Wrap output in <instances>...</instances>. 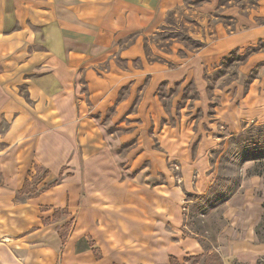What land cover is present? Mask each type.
I'll use <instances>...</instances> for the list:
<instances>
[{
  "label": "crops",
  "instance_id": "1",
  "mask_svg": "<svg viewBox=\"0 0 264 264\" xmlns=\"http://www.w3.org/2000/svg\"><path fill=\"white\" fill-rule=\"evenodd\" d=\"M182 1L0 0V239L11 241L19 235L13 240L32 244L11 248L0 242V264H167L171 255L204 251L197 238L184 235L179 196L173 200L172 190L163 189L161 198L140 205V197L126 201L123 183L116 182L119 192L94 199L91 193H81L82 175L85 180L88 170L77 164L74 153L71 175L16 200L29 181L34 192L42 188L40 180L33 183L37 163L58 172L59 149L54 143L58 139L48 132L43 135V129L47 123L71 122L78 108L86 106L75 94L83 84L79 77L85 78L92 93L105 97L117 93L126 81L136 78L139 83L140 72L132 63L142 54L141 35L155 32ZM227 40L235 43L233 36ZM123 60L126 66L119 64ZM151 68L162 72L164 80L174 73L164 61ZM161 80L153 74L148 89ZM43 114L51 115L50 120ZM181 137L179 143L184 144L191 135L186 131ZM44 141L49 142L46 153L40 150L46 149ZM168 143L169 139L167 147ZM208 147L201 144L197 152L201 159L192 162L185 147L173 150L184 158L187 187L192 189L187 179L197 170L196 190L203 193L215 178L206 171ZM155 167L167 169L163 156L156 155ZM224 215L228 223L218 244L225 263L256 262L264 255V243L255 232L257 220L247 218V193L233 195ZM5 219L12 236L5 230Z\"/></svg>",
  "mask_w": 264,
  "mask_h": 264
},
{
  "label": "rangeland",
  "instance_id": "2",
  "mask_svg": "<svg viewBox=\"0 0 264 264\" xmlns=\"http://www.w3.org/2000/svg\"><path fill=\"white\" fill-rule=\"evenodd\" d=\"M227 36H233L235 43ZM140 47L142 54L132 63L140 72L139 83L136 78L126 81L117 93L105 97L92 93L85 78L79 77L83 84L75 94L86 106L78 108L71 122L47 123L43 129V135L48 132L58 139L54 140L59 149L58 172L37 163L33 183L40 180L38 192L45 191L71 175L74 153L77 164L88 170L85 180L82 175L81 193H91L94 199L119 192L116 182L123 183L126 201L140 197V205L170 189L173 200L179 196L184 235L197 238L204 251L188 252L167 264H226L218 237L228 223L227 201L247 193V218L257 220L255 232L264 221V158L256 156L264 152V0H183L155 32L141 35ZM163 61L174 72L170 80L151 68ZM119 64L127 65L125 60ZM195 69H201V75ZM155 73L162 80L149 90ZM199 76L201 82L195 78ZM43 116L50 120L51 115ZM186 131L191 137L181 144ZM167 139L172 141L171 150ZM48 143H42L46 147L42 152H48ZM204 143L209 146L204 155L206 171L215 178L203 193L196 190L197 170L187 179L192 189L187 187L184 158L173 150L185 147L192 153L188 158L192 162L201 159L197 152ZM156 155L164 157L166 170L155 167ZM30 184L18 192L17 201L36 193ZM230 192L227 200H217ZM3 224L14 235L6 219ZM260 231L262 235H256L264 243V222ZM13 239L0 242L11 248H17L16 243L32 247L29 241ZM197 255L201 257L195 259ZM234 264H264V255L254 263Z\"/></svg>",
  "mask_w": 264,
  "mask_h": 264
},
{
  "label": "trees",
  "instance_id": "3",
  "mask_svg": "<svg viewBox=\"0 0 264 264\" xmlns=\"http://www.w3.org/2000/svg\"><path fill=\"white\" fill-rule=\"evenodd\" d=\"M263 135V141H264V133L262 134ZM258 158H264V152H263V154H258V155H256ZM48 188V187H47ZM46 189V188H45ZM40 192V191H39ZM38 191L36 192V193H39ZM228 194V193H227ZM226 193H224L223 195H221V196H219L218 198H217V200H220V199H223V201L224 200H227L228 199V197H229V195L231 194V192L228 194V196L227 197H225L226 195H227ZM264 221H262V222H260L258 225H257V227H256V233H257V235L260 237L262 234H261V231H260V226L262 225V223H263ZM206 252H211L209 249H208V251L206 250ZM205 252V253H206ZM211 255H215V256H218V255H216V254H213L212 252H211ZM215 256H212V257H215ZM97 257H100V254L99 253H97ZM201 256L200 255H197V256H195L194 258L196 259V258H200ZM176 260V257L175 256H173V255H171L170 256V261L172 262V261H175ZM219 264H222V263H220L219 262Z\"/></svg>",
  "mask_w": 264,
  "mask_h": 264
},
{
  "label": "bare ground",
  "instance_id": "4",
  "mask_svg": "<svg viewBox=\"0 0 264 264\" xmlns=\"http://www.w3.org/2000/svg\"><path fill=\"white\" fill-rule=\"evenodd\" d=\"M9 240V239H8Z\"/></svg>",
  "mask_w": 264,
  "mask_h": 264
}]
</instances>
